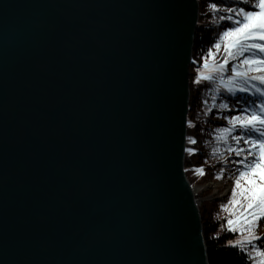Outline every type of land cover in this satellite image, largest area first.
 Listing matches in <instances>:
<instances>
[{
    "label": "water",
    "instance_id": "1",
    "mask_svg": "<svg viewBox=\"0 0 264 264\" xmlns=\"http://www.w3.org/2000/svg\"><path fill=\"white\" fill-rule=\"evenodd\" d=\"M201 9L0 0V264H210L186 166Z\"/></svg>",
    "mask_w": 264,
    "mask_h": 264
},
{
    "label": "snow or ice",
    "instance_id": "2",
    "mask_svg": "<svg viewBox=\"0 0 264 264\" xmlns=\"http://www.w3.org/2000/svg\"><path fill=\"white\" fill-rule=\"evenodd\" d=\"M229 3L232 6H227L224 0L210 3V7L216 11L223 7L227 15L221 20L231 21L234 26L224 27L219 32V39L213 37L217 53H213L212 47H209L207 55H218L222 41V58L212 61L203 59V67L196 69L195 82L211 81L215 85L214 91L222 89L234 93L239 89L264 96V0H255V10L250 4L236 6L232 0ZM229 61L233 62L231 74L226 73ZM238 103L235 101L230 105L221 99L218 108L223 110L231 106L235 111ZM225 119L228 125L217 127L215 137L228 147L224 150L226 154L222 153L223 159L216 163L232 167L235 175L230 177L233 186L229 202L220 207L230 213L226 220L228 230L240 233L238 238L227 240L226 244L236 247L246 258L259 257V260L248 259L246 264H264V245L258 243L264 233L256 231L261 218H264V100L257 98L252 106L246 104L236 114ZM213 152H220L219 147ZM197 170L203 174L204 167L200 166ZM214 175L221 178L227 172L221 167ZM236 206H239L240 214L231 215L236 211ZM202 264H207V260L202 258Z\"/></svg>",
    "mask_w": 264,
    "mask_h": 264
},
{
    "label": "trees",
    "instance_id": "3",
    "mask_svg": "<svg viewBox=\"0 0 264 264\" xmlns=\"http://www.w3.org/2000/svg\"><path fill=\"white\" fill-rule=\"evenodd\" d=\"M200 2L206 5H202V15L207 14L212 16V19H220L221 23H224V27L226 26H234L231 21H225L221 20V17L226 16L227 13L221 8L220 11L213 10L210 7V3L214 2V0H200ZM224 3L227 6H232V3H229V0H224ZM234 3V2H233ZM236 6H245V5H251L252 10H255V0H245L241 1L239 0L238 3H234ZM212 20L211 22H206L208 26H213L215 24H219L217 21ZM208 21V20H207ZM223 28H219L218 31H214L215 33L212 35L216 39H219V32L223 30ZM212 38H209L208 36L204 35V38L209 39L206 45H210L212 47L213 53H217V49L214 47V40ZM200 38V36H198ZM210 41V42H209ZM209 47H207L208 49ZM207 49H204V47L199 46L198 43H196V53L198 65H193L191 67V75H190V85H191V111L190 116L193 118V121L195 122L194 126L190 127L189 134L196 135V140L201 145L203 144V147L205 149H201V146H197V152L199 153L198 157H191L190 155L186 159V166L187 168V174L188 178L194 182V183H201L206 182L211 179H215L217 181L221 179H227L229 180V183H231L230 190L220 199L213 200L214 203L212 206L209 205L212 201L208 202V204H203L204 209L203 213L206 214L205 217H207L206 222L204 223V231L206 236V242L208 246V258L210 264H246V261L248 259L255 258L259 260V257H245L243 253H241L236 247H233L231 245H227L226 241L230 239H236L240 235V233H233L228 230V226L226 223L227 218L230 216L229 211L226 208L220 207L222 204H228L229 199L232 195L231 188L233 186V179L230 177H234L235 171L232 167L217 164V160L223 159L222 153H224V150L228 147L227 144L223 142H218L215 137V129L217 127L221 126H227L228 121L225 119V117L229 115L236 114L235 111L231 110V106L228 109H219L218 104L221 99H224L225 102H228L230 105L235 103L237 99L233 100L235 94H239L242 97H246L250 99V104H253V101L257 98L258 93H254L250 97L241 94V92L236 91L234 95H231L227 91L219 90L214 91L215 85L211 81L202 80L201 82L197 83L195 82V75H196V69L198 67H203V59H208L209 61L212 60H218L222 58L223 54V42L221 41L219 54L215 55L213 57H209L207 55ZM233 62L229 61L226 66L231 68V64ZM227 74H231L230 72H226ZM259 84V83H258ZM243 100L240 102L241 107L243 106ZM241 108H239L240 110ZM238 110V111H239ZM237 111V112H238ZM223 120V123H217V119ZM236 134V133H233ZM219 147L220 152H213V149ZM189 149L187 148L188 152ZM226 154V153H224ZM199 164L204 167L203 174L194 169H190L189 167ZM198 166V165H197ZM195 166V168L197 167ZM221 167H224L227 175H224L221 178H217L214 175V172H218ZM212 171V173H211ZM208 175L209 177H207ZM240 211L239 206H236V211L234 213H231V215H236V213ZM257 233H264V218H261L259 222V227L256 229ZM264 238V236H263ZM262 238V239H263ZM260 239L258 242L261 245H264V239Z\"/></svg>",
    "mask_w": 264,
    "mask_h": 264
},
{
    "label": "bare ground",
    "instance_id": "4",
    "mask_svg": "<svg viewBox=\"0 0 264 264\" xmlns=\"http://www.w3.org/2000/svg\"><path fill=\"white\" fill-rule=\"evenodd\" d=\"M241 1H245V0H241ZM232 2H234V3H238L239 2V0H232ZM203 5V7H204V5H206L205 3H203L202 4ZM215 18L216 17H214V19H212V16H210V15H207V14H203L202 15V13H201V23H200V34H199V36H200V38H199V46H202V47H204V49H207V47H211L210 45H206L205 43H207V41L209 40V39H207V38H204V35L205 36H208L209 38H212L213 36V34L215 33L214 31H218V29L219 28H223V26H224V23H221L220 22V19H216L215 20ZM208 20V21H207ZM212 20H215V21H217L219 24H215V25H213V26H208V24H206V22H211ZM210 42V41H209ZM197 65H198V60H197ZM226 72H230V68L228 67V66H226ZM258 83V82H257ZM237 91L238 92H241V94L243 93V95H245V96H248V97H250L252 94H254V93H256V92H243V91H240L239 89H237ZM236 92H234V93H230L231 95H234ZM234 98L235 99H237V101L239 102L238 103V106H237V108H236V110H235V112H237L238 110H239V108H243L246 104L247 105H249V103H250V99H248V98H246V97H242V96H240L239 94H235L234 95ZM242 100H243V106L241 107V105H240V102H242ZM231 110L232 111H234L233 110V108H231ZM193 119V118H192ZM217 123H223V120H222V118L221 119H217V121H216ZM196 145H200L199 143H198V141L196 140V135H194V134H190V148L192 149V148H195V149H197V146ZM201 146V149H205L204 147H203V144H201L200 145ZM198 150V149H197ZM199 152V151H198ZM197 151H194V152H189V155L191 156V157H198V155H199V153H198ZM198 165V166H197ZM195 166H197L196 168H195ZM200 166H202V165H199V164H195V165H193V166H191V167H189L190 169H194V170H197ZM211 173H212V171H211ZM207 177H209L208 175H206ZM217 181V180H215V179H211V178H209V180H207L206 182H201V183H195V184H197V186H195V188H196V190H197V192H198V195H200L199 194V190H200V188L201 187H203V186H209L207 183L210 181ZM194 183V182H193ZM228 185H229V182L227 183ZM230 190V186H229V189L227 190V192ZM208 191H210V189L208 190ZM208 191H204V193H203V195L201 196V197H204V201L202 202V204H206L210 199L208 198L207 199V192ZM201 192V191H200ZM223 192V191H222ZM226 192V193H227ZM214 192H213V190L211 189V192H210V195L211 194H213ZM225 194V193H224ZM224 195H216V197L218 198V199H220V198H222ZM206 197V198H205ZM213 198H214V196H212ZM215 197V198H216ZM203 209H204V205H203ZM241 211V210H240ZM240 211H238L237 213H236V215H239L240 214ZM203 215H204V223L206 222V220H207V217H205L206 216V214L205 213H203ZM204 234H205V231H204ZM263 238V236L261 237V239ZM264 239V238H263ZM262 239V240H263ZM259 243V242H258Z\"/></svg>",
    "mask_w": 264,
    "mask_h": 264
},
{
    "label": "rangeland",
    "instance_id": "5",
    "mask_svg": "<svg viewBox=\"0 0 264 264\" xmlns=\"http://www.w3.org/2000/svg\"><path fill=\"white\" fill-rule=\"evenodd\" d=\"M228 182H229V180H227V179H221L219 181H213L212 180L211 182L209 181L207 183L209 186H207V185L203 186L199 190V194H200L199 197H200L201 202L204 201L203 200L204 197H201L203 195L204 191H208L210 189V191L207 192V199L211 198L208 202L212 201L211 203H209V205L212 206L214 203L213 200H218L216 195H221V194L224 195V193L226 194L227 190L229 189V186H231V183H229V185L227 184ZM194 185L197 186V184H195V183H194ZM211 189L213 190L214 193L210 195ZM212 196H214V198ZM208 202H207V204H208Z\"/></svg>",
    "mask_w": 264,
    "mask_h": 264
}]
</instances>
